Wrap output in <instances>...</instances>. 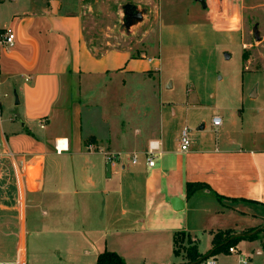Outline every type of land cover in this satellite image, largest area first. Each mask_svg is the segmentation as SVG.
<instances>
[{
  "label": "crops",
  "instance_id": "crops-1",
  "mask_svg": "<svg viewBox=\"0 0 264 264\" xmlns=\"http://www.w3.org/2000/svg\"><path fill=\"white\" fill-rule=\"evenodd\" d=\"M9 3L0 2V30L14 28L16 43L11 48L0 43V152L8 146L27 156L21 175L13 160V170L0 175V213L7 214L6 240L18 242L22 229L27 246L28 215L34 210L33 234L47 254L31 261L3 257L0 264H97L105 250L117 252L126 264H178L171 256L179 231L198 241L192 231L200 224L212 245L213 230L243 232L264 223V138L235 146L227 138L226 147L218 140L194 141L182 151L180 137L173 146L158 129L140 149L161 141L154 166L143 153L136 164L125 160L113 166L84 142L79 78L117 70L144 74L157 69L154 59L133 57L128 49L94 54L80 1L78 9L65 0ZM3 162L0 157V166ZM189 182L206 187L188 195ZM172 196L184 200L182 211L172 208ZM61 240L70 244L63 250L81 255L61 256L56 246ZM162 243L170 244V251ZM260 247L257 240L237 245L250 255L249 264H264V256L255 253ZM147 256H157L156 263Z\"/></svg>",
  "mask_w": 264,
  "mask_h": 264
},
{
  "label": "rangeland",
  "instance_id": "rangeland-1",
  "mask_svg": "<svg viewBox=\"0 0 264 264\" xmlns=\"http://www.w3.org/2000/svg\"><path fill=\"white\" fill-rule=\"evenodd\" d=\"M65 1L72 9H78L79 1L84 4L85 37L94 54L128 49L133 57L154 59L157 67L144 74L117 70L80 76L82 132L88 147L97 153L101 149L140 152L158 129L168 143L177 146L184 127L189 129L192 143L198 144L218 140L226 147L230 146L227 138L234 140V146L240 140L253 143L264 138V0H227L223 6L212 2L207 8L198 0ZM127 3L145 11L144 19L129 29L123 23ZM255 25L260 40L255 39ZM215 115L222 119L219 126L213 123ZM202 125L205 127L200 129ZM8 150L6 146L0 152L4 160L0 175L13 170ZM51 173L49 160L47 177ZM1 188L6 185L2 183ZM33 211L28 215L27 246L22 229L18 242L6 240L7 214L0 213L4 223L0 227V258L29 256L31 261V256H46V246L33 234ZM195 227L192 232L199 251L209 253L208 230L200 224ZM217 231H211L212 237ZM258 238H264V231ZM58 244L61 256L81 255L63 250L62 246L70 247L63 240ZM162 247L170 251V244L162 243ZM179 249L181 256H171L172 261L187 263L182 244ZM236 256L219 253L211 257L217 264H238ZM147 257L156 263L157 256Z\"/></svg>",
  "mask_w": 264,
  "mask_h": 264
},
{
  "label": "built area",
  "instance_id": "built-area-1",
  "mask_svg": "<svg viewBox=\"0 0 264 264\" xmlns=\"http://www.w3.org/2000/svg\"><path fill=\"white\" fill-rule=\"evenodd\" d=\"M226 1L227 0H222V3H221V0H206V3H207V7L208 6L210 7V3H212V2L219 3V5L223 6ZM0 43L2 45L10 47V48L15 45V43H16V32H15L14 28L5 27V28L0 30ZM213 123L215 126L221 125L222 124L221 117L218 115H215L213 117ZM191 143H192V140H191L189 129L187 127H184L181 131V134H180V148H181V150L187 151L189 149V147L191 146ZM161 148H162L161 141L154 139V140L149 141L147 149L144 150L143 152H137V151H126V152L116 151V152H113L110 150L101 149L100 153L103 154V156L105 157L107 162L112 164L113 166L116 165L117 163H122L123 165H125V163H124L125 160H130L133 164H136L139 162L140 155L143 153V154H145L147 165L154 166L156 155L161 152ZM88 150L90 152H96L97 151V150H94L92 146L88 147ZM8 155L11 157V159H13L14 162H16L17 172L19 173V175H21L22 174V168H23V165L21 162H22V159L27 156V154L17 153V152H14L12 149L9 148ZM18 161H20V164H18ZM229 252L237 254L239 256L240 264H249L250 263V257H249L250 255H247L245 253L240 252L237 248V245L230 247ZM255 253L257 255L264 256L263 246L261 245V247L259 249H257ZM217 263L218 262L216 259L209 257V258L205 259L201 264H217Z\"/></svg>",
  "mask_w": 264,
  "mask_h": 264
},
{
  "label": "trees",
  "instance_id": "trees-1",
  "mask_svg": "<svg viewBox=\"0 0 264 264\" xmlns=\"http://www.w3.org/2000/svg\"><path fill=\"white\" fill-rule=\"evenodd\" d=\"M206 186L202 184H194L189 182L187 184L188 195H192L197 189L205 188ZM218 198L221 199V196L216 194ZM256 228L247 229L245 231H252ZM264 230L250 236H240L234 239H230L237 231L232 229L227 230H218L217 233L212 237V251L211 256H215L219 253H229V249L232 246H236L241 240H252L259 241V243L264 248V238L259 239L258 237ZM180 244L184 247V258L189 262H196L201 260L208 253H201L198 248V241L192 236L188 231H179L174 235V253L176 256H181V250L179 249ZM208 251V252H210ZM210 256V257H211ZM209 258V257H208ZM207 259V258H206ZM205 260V259H204ZM202 260L201 263L204 261ZM199 263V264H201ZM97 264H126L124 258L115 251L105 250L98 255ZM184 264V263H183Z\"/></svg>",
  "mask_w": 264,
  "mask_h": 264
},
{
  "label": "water",
  "instance_id": "water-1",
  "mask_svg": "<svg viewBox=\"0 0 264 264\" xmlns=\"http://www.w3.org/2000/svg\"><path fill=\"white\" fill-rule=\"evenodd\" d=\"M198 1L201 2V4L203 5L204 8H207L206 0H198ZM221 3H222V0H221ZM123 13H124V18H123L124 26H125V28L129 29L130 27L140 23L144 19L145 11L140 9L136 4L127 3L123 6ZM253 32L255 35V39L260 40L261 37H260L259 32H258V25L254 26ZM15 97H16V103H18L19 99H18V95L16 93H15ZM204 127L205 126L202 125L200 127V129H203ZM170 203L172 205V208L175 211H182L184 209V200L179 196H172L170 198ZM262 230H264V224L257 227L256 229H254L252 231H243V232L235 233L233 236H231L230 239H234V238L240 237V236L254 235V234H256ZM192 236H193V234H192ZM212 253L213 252L210 251L201 260H197L196 262L184 263V264H199V263H201L202 260L210 257L212 255Z\"/></svg>",
  "mask_w": 264,
  "mask_h": 264
}]
</instances>
